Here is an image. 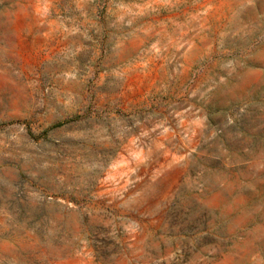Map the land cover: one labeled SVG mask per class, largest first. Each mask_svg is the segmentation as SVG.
I'll return each mask as SVG.
<instances>
[{"label": "rangeland", "instance_id": "rangeland-1", "mask_svg": "<svg viewBox=\"0 0 264 264\" xmlns=\"http://www.w3.org/2000/svg\"><path fill=\"white\" fill-rule=\"evenodd\" d=\"M0 264H264V0H0Z\"/></svg>", "mask_w": 264, "mask_h": 264}]
</instances>
